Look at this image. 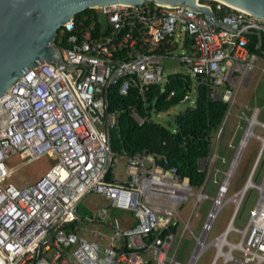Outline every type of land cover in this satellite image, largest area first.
<instances>
[{"label": "built area", "instance_id": "2783aa9c", "mask_svg": "<svg viewBox=\"0 0 264 264\" xmlns=\"http://www.w3.org/2000/svg\"><path fill=\"white\" fill-rule=\"evenodd\" d=\"M198 3L211 8L220 21L238 24L237 32L184 6L144 3L84 11L58 29L55 45L64 63L85 66L86 75L80 79L85 72L82 66L58 71L55 64L43 61L0 96V264H180L175 255L184 234H190L182 217L189 198L190 214L200 199H209L211 206L199 236L192 235L195 246L187 264H194L207 246L214 248L209 264H264V176L260 182L253 180L264 152V135L253 133L255 125L264 130V122L251 123L258 107L250 115L242 110L237 114L246 122L237 150L247 129V140L253 137L261 144L245 183L226 197L232 159L215 193L205 192L218 160L216 141L230 108L237 105L236 88L246 84L256 62L264 59L263 47L260 53L248 50L249 38L243 31H260L263 40L264 20L216 0ZM174 36L184 51L178 60L194 79V100L197 86L205 84L210 99L228 104L225 120L207 144V156L197 159V169L204 173L198 187L175 168H164L158 163L161 157L145 149L128 156L113 152L109 145L117 109L108 107V90L114 87L121 96L133 90L143 112L132 104L129 115L139 126L153 121L155 108L149 93L154 85L164 89L168 75H162L161 61L172 58ZM187 91L182 100H189ZM173 95L169 90L167 97ZM49 154L57 162L33 184L18 187L3 182ZM15 155L23 163L3 171L1 164ZM121 160L126 180L114 181ZM249 189L258 196L245 227L238 229L233 222ZM95 192L106 205L90 216L78 217L75 211L81 200ZM230 201L234 210L226 229L205 243L217 210ZM115 209L126 211V217L112 216L110 211ZM81 231L90 232L95 240L84 238ZM231 233L239 235L237 243L228 240Z\"/></svg>", "mask_w": 264, "mask_h": 264}, {"label": "rangeland", "instance_id": "374dc122", "mask_svg": "<svg viewBox=\"0 0 264 264\" xmlns=\"http://www.w3.org/2000/svg\"><path fill=\"white\" fill-rule=\"evenodd\" d=\"M102 20V17H101ZM176 46L171 50L172 58H166L161 61L162 75L165 77L170 74H180L188 76L190 79V87L188 92L189 100H180L177 103L168 107L165 111L158 114L152 113L151 118L153 121L158 122L162 125L168 126L167 122L171 124L169 127L173 126L172 118L174 114L178 111L184 109L186 106H190L193 103V76L191 75L188 67L181 61L178 60V55L184 53L183 48L179 39L174 36ZM264 59H259L256 62V68L254 69L253 76L246 82V84H239L236 88V100L237 105L230 108L231 114L228 115V119L222 126V132L216 141L217 155L220 157L214 164L213 172L208 176L207 185L205 192L207 195H213L215 193L217 185L221 182L223 177L229 170L230 163L238 144L243 136L244 130L246 128V122L239 119L237 114L242 110L247 115H250L254 107L259 108V113L257 114V119L264 122ZM253 133L257 136H263L264 130L259 126L255 125L253 127ZM260 142L251 137L247 140L246 145L241 153V156L237 162L235 170L230 178V191L228 196L232 195L238 189H240L245 183L255 158L260 149ZM57 162L56 157L53 154L45 155L37 161H33L28 165H25L12 175L5 177L3 182L6 184H12L18 187L28 186L38 180L43 174L52 167ZM23 161L18 159V155L11 156L4 160L1 164L3 171L22 164ZM258 168L253 175V180L260 182L264 176V152L258 163ZM114 181L126 180L124 174V160H121L119 165L116 167L115 173L113 175ZM257 191L255 189H249L247 191L246 197L241 205L237 216L233 222L234 226L238 229L245 227L247 220L250 216L252 208L257 199ZM192 198H189L186 206L182 210V217L184 220L188 221L189 233H185L182 240L177 248L175 255V260L180 264H187L192 251L194 250V240L193 236H199L202 223L206 218V213L208 212L211 201L209 199H200L194 209V213L190 214L191 206L189 202ZM106 205V200L103 196L98 193L87 194L79 203V207L75 211L76 215L80 218H85L90 216L97 208ZM234 210L233 202H226L223 204L216 212L212 222L211 229L205 237V243L210 242L215 236L220 234L226 229L228 221ZM110 214L115 217H126L127 212L121 210H111ZM85 227L84 223H81V229ZM91 230H96L95 227H91ZM81 235L88 240H95L90 232L81 231ZM230 243H237L239 241V235L236 233H231L228 236ZM214 248L212 246H207L202 252L199 253L194 264H209L213 258ZM236 255L241 256L236 253ZM218 264V262L216 263Z\"/></svg>", "mask_w": 264, "mask_h": 264}, {"label": "trees", "instance_id": "16d2710c", "mask_svg": "<svg viewBox=\"0 0 264 264\" xmlns=\"http://www.w3.org/2000/svg\"><path fill=\"white\" fill-rule=\"evenodd\" d=\"M199 2H203V0H199ZM225 9L229 10L228 7ZM89 11L92 10L85 12ZM223 12L225 10L220 11V14ZM247 36L249 38L248 50L260 53L261 50L256 47V35ZM262 47L264 48V36ZM167 77L163 91L160 90L159 85H154L149 93L155 114L165 111L171 105L182 100V95L190 87L191 81L188 76L170 74ZM169 90L174 91V95L171 97H167ZM209 90L207 85L199 84L194 102L174 114L173 126L169 127L170 122H167L168 126H166L155 121L141 126L137 125L129 115L128 109L132 104H138L139 112H143L137 95L132 93V90L126 96H121L114 87L110 88L107 94L108 107L117 109V125L109 129L111 150L113 152L124 151L128 156H133L145 149L156 157H161L158 163L164 168H175L179 176L188 177L190 185L200 186L204 173L198 171L197 159L207 156V144L218 127L222 125L228 109L226 102L210 99L208 97ZM218 159H220L219 156Z\"/></svg>", "mask_w": 264, "mask_h": 264}, {"label": "water", "instance_id": "95a60500", "mask_svg": "<svg viewBox=\"0 0 264 264\" xmlns=\"http://www.w3.org/2000/svg\"><path fill=\"white\" fill-rule=\"evenodd\" d=\"M243 10L264 20V0H216ZM151 3L165 7L184 6L185 9L205 15L219 27L237 32L238 24L220 21L207 5L198 0H0V96L25 71L43 61L56 65L55 70L84 67L62 61L55 45L59 28L76 14L86 10L116 5L137 7ZM245 34L256 35V47L262 48V33L245 29Z\"/></svg>", "mask_w": 264, "mask_h": 264}, {"label": "bare ground", "instance_id": "6f19581e", "mask_svg": "<svg viewBox=\"0 0 264 264\" xmlns=\"http://www.w3.org/2000/svg\"><path fill=\"white\" fill-rule=\"evenodd\" d=\"M256 119H257V118L253 117L252 120H251V123H253ZM249 133H250V129H247L246 136L243 138V141H242V143H241L239 149L237 150V153H236V155H235V157H234V159H233L232 166H231V168H230V170H229V173H227V180H229L230 177H231L232 174H233V171H234V169H235V167H236V165H237V162H238V160H239V158H240V152H241V150L243 149V147H244V145H245V142H246L247 138H248L249 135H250ZM262 141H263V143H264V139H263V138H262ZM263 148H264V144H263ZM249 183H250V182H249Z\"/></svg>", "mask_w": 264, "mask_h": 264}, {"label": "crops", "instance_id": "0c3cea01", "mask_svg": "<svg viewBox=\"0 0 264 264\" xmlns=\"http://www.w3.org/2000/svg\"><path fill=\"white\" fill-rule=\"evenodd\" d=\"M253 76V75H252Z\"/></svg>", "mask_w": 264, "mask_h": 264}]
</instances>
